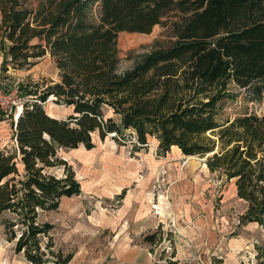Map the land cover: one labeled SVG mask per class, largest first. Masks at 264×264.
Returning a JSON list of instances; mask_svg holds the SVG:
<instances>
[{
	"label": "trees",
	"instance_id": "obj_1",
	"mask_svg": "<svg viewBox=\"0 0 264 264\" xmlns=\"http://www.w3.org/2000/svg\"><path fill=\"white\" fill-rule=\"evenodd\" d=\"M177 11L184 14L172 26L177 40L120 73L119 34H151ZM0 47L2 74L9 66L30 69L47 55L61 73L47 93L26 99L13 125V150H0V214L15 217L3 222L7 239L29 264L49 258L70 264L72 255L55 250V226L39 217L81 194L59 154L94 149L96 133L104 141L133 130L141 147L153 138L162 155L177 148L207 157L210 173L234 181L247 202L242 223L264 228V105L261 114L224 119L222 112L226 100L238 97L232 85L264 99V0H0ZM50 97L72 108L66 120L48 114ZM56 168L62 177L51 173ZM144 241L160 245L163 225ZM257 250V263L264 264V247ZM175 256L166 264H178Z\"/></svg>",
	"mask_w": 264,
	"mask_h": 264
},
{
	"label": "rangeland",
	"instance_id": "obj_2",
	"mask_svg": "<svg viewBox=\"0 0 264 264\" xmlns=\"http://www.w3.org/2000/svg\"><path fill=\"white\" fill-rule=\"evenodd\" d=\"M91 15L98 16L94 6ZM180 11L169 14L151 34L122 32L118 38L119 72L132 70L146 56L174 43L173 23L181 20ZM4 55L0 47V91L19 90L18 98H37L61 82V73L50 55L35 61L30 69L1 73ZM237 98L226 100L223 118L244 113L261 114L263 101L253 100L235 85ZM50 116L66 120L71 107L57 105L54 97L44 104ZM105 117L118 118L105 110ZM14 115L0 111V150L15 146ZM96 147L87 150L62 149L81 184V194L63 198L56 211L41 213L40 222L55 226V250L72 255L70 264H166L175 251L178 264H258L259 246L264 247V228L257 223H242L247 202L237 196L234 181L220 173H210L206 158L187 157L178 149L162 155L158 143L150 138L146 147L137 142L133 130L109 134L102 141L93 136ZM22 171V167H19ZM58 178L62 168L51 170ZM159 207V209L157 208ZM165 212L162 216L160 212ZM0 214V264H29L15 252L7 239ZM154 221H162L163 242L145 243L153 233ZM154 249V253H151ZM164 254V260L160 257ZM47 264H55L49 258Z\"/></svg>",
	"mask_w": 264,
	"mask_h": 264
},
{
	"label": "built area",
	"instance_id": "obj_3",
	"mask_svg": "<svg viewBox=\"0 0 264 264\" xmlns=\"http://www.w3.org/2000/svg\"><path fill=\"white\" fill-rule=\"evenodd\" d=\"M18 88L12 91H0V111L14 115L15 119L22 112L26 99L18 98ZM21 111V112H20Z\"/></svg>",
	"mask_w": 264,
	"mask_h": 264
},
{
	"label": "crops",
	"instance_id": "obj_4",
	"mask_svg": "<svg viewBox=\"0 0 264 264\" xmlns=\"http://www.w3.org/2000/svg\"><path fill=\"white\" fill-rule=\"evenodd\" d=\"M53 117V116H52ZM14 122H15V120H14ZM174 149H177V148H174ZM178 151H179V149H178ZM180 152V151H179ZM158 209H159V207H157ZM161 214H162V216H166V214H165V212L163 211H161L160 212ZM161 223H163L162 221H154V225L151 227L152 228V230H154V229H157V227L161 224Z\"/></svg>",
	"mask_w": 264,
	"mask_h": 264
},
{
	"label": "water",
	"instance_id": "obj_5",
	"mask_svg": "<svg viewBox=\"0 0 264 264\" xmlns=\"http://www.w3.org/2000/svg\"><path fill=\"white\" fill-rule=\"evenodd\" d=\"M15 121H16V119H15ZM206 159H207V157H206Z\"/></svg>",
	"mask_w": 264,
	"mask_h": 264
},
{
	"label": "bare ground",
	"instance_id": "obj_6",
	"mask_svg": "<svg viewBox=\"0 0 264 264\" xmlns=\"http://www.w3.org/2000/svg\"><path fill=\"white\" fill-rule=\"evenodd\" d=\"M21 112V111H20ZM20 114V113H19Z\"/></svg>",
	"mask_w": 264,
	"mask_h": 264
}]
</instances>
